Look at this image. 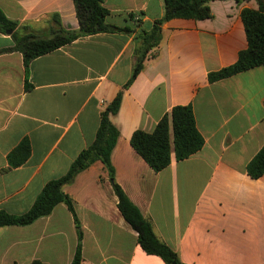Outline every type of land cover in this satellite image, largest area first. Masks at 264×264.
Instances as JSON below:
<instances>
[{
	"label": "crops",
	"instance_id": "1",
	"mask_svg": "<svg viewBox=\"0 0 264 264\" xmlns=\"http://www.w3.org/2000/svg\"><path fill=\"white\" fill-rule=\"evenodd\" d=\"M102 6L107 23L122 31L38 57L28 77L20 53H0V211L25 214L48 182L64 176L92 144L101 112L122 92L112 118L119 131L113 183L158 240L181 264H264V174L252 179L246 170L264 145V68L208 81L246 50L240 15L257 3L214 1L210 19L165 22L159 45L125 89L142 33L163 17V0H102ZM0 10L34 34L52 26V15L64 29H78L72 0H0ZM12 45L10 35L0 34V50ZM177 106L192 108L204 144L182 161L172 153L169 166L155 173L130 138L137 130L151 133ZM24 140L30 154L12 167L8 155ZM113 183L95 162L62 188L82 226L81 264H164L140 248L117 209ZM76 244L73 216L58 204L28 226L0 230V264H71Z\"/></svg>",
	"mask_w": 264,
	"mask_h": 264
},
{
	"label": "trees",
	"instance_id": "2",
	"mask_svg": "<svg viewBox=\"0 0 264 264\" xmlns=\"http://www.w3.org/2000/svg\"><path fill=\"white\" fill-rule=\"evenodd\" d=\"M78 21L77 30H66L61 26L59 17L52 15V26L46 35H36L28 32V27L6 18L0 10V34L11 32L12 47L0 50V53L18 52L22 55L25 76L28 77L29 64L36 58L54 52L74 41L88 36L102 33L122 31L107 23L108 12L102 6V0H72ZM214 1L227 0H163V17L156 21L149 32H143L140 42L142 50L137 51L136 62L127 88L143 69L147 53L160 43L161 26L172 19L202 21L211 18L209 4ZM237 2L250 0H236ZM258 9H244L241 20L247 40V48L240 52L237 61L218 72L208 75L209 83L227 79L236 74L255 67L264 68V13L261 9L262 0H253ZM30 86L25 80V89ZM122 100L119 92L112 102L100 114L99 126L92 144L80 152L70 165L67 173L56 180L48 182L40 195L25 213L13 216L0 211V230L11 226H28L34 221L47 217L54 207L63 204L70 211L76 231V250L71 264L82 262L83 231L78 221L71 199L63 192V186L71 183L75 176L88 169L95 162L103 165L108 178L114 179L111 164V154L119 138V131L112 123V118L118 113ZM170 133L172 139H170ZM204 142L197 131L194 115L190 106H177L165 114L151 133L142 130L135 131L130 138V146L148 167L155 173L166 169L172 158L185 160L201 150ZM30 154L27 140L20 144L8 155V162L12 167L22 165ZM247 174L252 179H258L264 174V145L247 166ZM117 199V209L126 224L137 234L140 248L147 254L159 257L164 264H181L178 256L168 246L155 236L151 224L141 215L140 211L129 201L122 189L112 184ZM32 264H40L33 262Z\"/></svg>",
	"mask_w": 264,
	"mask_h": 264
},
{
	"label": "rangeland",
	"instance_id": "3",
	"mask_svg": "<svg viewBox=\"0 0 264 264\" xmlns=\"http://www.w3.org/2000/svg\"><path fill=\"white\" fill-rule=\"evenodd\" d=\"M48 29L49 27L48 28L44 27V29H42L40 32H37L36 35H46ZM170 136H171V133H170Z\"/></svg>",
	"mask_w": 264,
	"mask_h": 264
},
{
	"label": "water",
	"instance_id": "4",
	"mask_svg": "<svg viewBox=\"0 0 264 264\" xmlns=\"http://www.w3.org/2000/svg\"><path fill=\"white\" fill-rule=\"evenodd\" d=\"M10 34H11V32H8V33H7V35H10Z\"/></svg>",
	"mask_w": 264,
	"mask_h": 264
}]
</instances>
